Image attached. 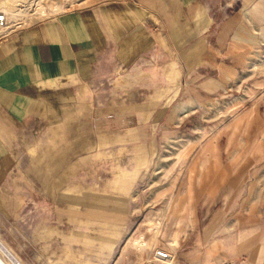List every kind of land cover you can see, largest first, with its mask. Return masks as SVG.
Here are the masks:
<instances>
[{
    "label": "rangeland",
    "instance_id": "374dc122",
    "mask_svg": "<svg viewBox=\"0 0 264 264\" xmlns=\"http://www.w3.org/2000/svg\"><path fill=\"white\" fill-rule=\"evenodd\" d=\"M106 1L110 0H1L0 8L28 25ZM211 4L206 35L212 39L216 26L230 21L233 25H225L224 33H230L224 39L254 36L257 46L238 51L247 73L242 80L256 76L264 82V0ZM191 26L188 23L185 31ZM227 40L220 44L221 54L228 53ZM163 61L161 55L150 61L154 71L142 60L136 77L129 75L125 84L110 73L96 83L91 106L77 107L55 128L27 131L14 142V152L1 158L0 243L20 264H143L156 249L170 253V264H204L205 259L209 264L247 263L249 245L235 253L221 246L228 232L238 240V235H245L246 243L251 238L264 254V193L247 196L245 186L237 185L233 195L223 186L212 202L210 209L222 210L224 217L209 234V255L204 247L207 235L187 232L189 192L196 189L198 198V192L208 188V183L202 184L203 167L220 176L212 163L225 164L230 150L239 149L227 104L235 92L226 82L220 93H203L190 73L191 59H177L161 72ZM221 61L228 64L231 59ZM204 79L211 85L212 73H205ZM148 101L158 102L151 116L139 108ZM170 110L174 114L168 116ZM258 126L263 134L264 114ZM228 172L221 174L227 177ZM200 175L205 180L197 187ZM243 179L244 171H238V184ZM246 214L252 216L247 224ZM173 237L175 246L170 244ZM9 253L0 246V256L12 264ZM256 264H262L260 257Z\"/></svg>",
    "mask_w": 264,
    "mask_h": 264
},
{
    "label": "crops",
    "instance_id": "0c3cea01",
    "mask_svg": "<svg viewBox=\"0 0 264 264\" xmlns=\"http://www.w3.org/2000/svg\"><path fill=\"white\" fill-rule=\"evenodd\" d=\"M215 1L147 0L142 4L135 0H110L33 21L9 35L0 42V162L7 152H14V142L27 131H42L46 125L57 126L67 116L71 118L77 107L91 106L96 83H101L110 73L115 72L117 79L124 83L129 75L136 77L142 60L150 63V70L156 71L150 61L157 55L163 56L164 61L158 68L163 72L177 59H191L190 73L195 74L193 80L197 82V89L207 94L220 93L228 82L229 90L235 92L230 93L227 104L232 111L230 126L235 124L233 134L238 138L239 149L230 150L225 164L212 163L217 171H229L227 177L221 172L220 176L209 173V167L204 166L206 181L202 184L208 183V188L198 192L202 195L198 198H194L196 189L190 190L187 198L192 205L187 232L207 235L204 247L209 255V234L216 231L224 217L222 210L210 208L222 187H228V195L236 193L237 185L245 186L250 197L264 193V133L258 131L261 126L255 127L264 114L261 111L264 82L256 76L242 80L247 73L243 72L241 59L244 56L238 54L257 46L258 42L254 36L244 40L242 34L224 39L230 33L229 30L224 33L230 21L218 24L216 34L210 39L206 35L212 23L208 9ZM188 23L192 30L185 31ZM226 40L228 53L221 54L220 44ZM222 57L231 61L224 64ZM205 73H212L211 85L210 80L204 79ZM157 105V101H148L140 103L139 108L143 106L151 116L156 113ZM172 114L173 110L168 111V116ZM185 156L186 152L183 159ZM238 171H244V179L239 184ZM201 177H197V187L205 180ZM195 201L201 204L197 206ZM244 218L245 224L252 222L251 215L246 214ZM233 237L234 234L228 232L220 240L221 246L234 252L236 248L242 250L249 245L244 264L257 263L259 257L264 264L263 251L258 253V246H253L251 238L246 243L243 234L237 236L239 240ZM258 239L261 241L262 237ZM170 244L177 245L175 237ZM0 246L9 253L1 243ZM12 257V264H20ZM229 258L233 259L232 254ZM209 262L205 259L204 264Z\"/></svg>",
    "mask_w": 264,
    "mask_h": 264
},
{
    "label": "built area",
    "instance_id": "2783aa9c",
    "mask_svg": "<svg viewBox=\"0 0 264 264\" xmlns=\"http://www.w3.org/2000/svg\"><path fill=\"white\" fill-rule=\"evenodd\" d=\"M13 14L0 8V42L12 33L20 30L25 25L14 19ZM171 256L163 249H156L152 252V257L143 264H170Z\"/></svg>",
    "mask_w": 264,
    "mask_h": 264
},
{
    "label": "bare ground",
    "instance_id": "6f19581e",
    "mask_svg": "<svg viewBox=\"0 0 264 264\" xmlns=\"http://www.w3.org/2000/svg\"><path fill=\"white\" fill-rule=\"evenodd\" d=\"M1 1V0H0ZM4 10V9H3ZM16 19V18H15ZM21 22V21H20ZM25 23V22H23ZM25 25V24H24ZM6 254V253H5ZM152 254V253H151ZM170 254V253H169ZM0 264H7L5 260L0 256Z\"/></svg>",
    "mask_w": 264,
    "mask_h": 264
}]
</instances>
